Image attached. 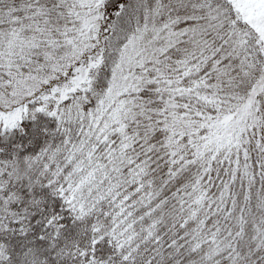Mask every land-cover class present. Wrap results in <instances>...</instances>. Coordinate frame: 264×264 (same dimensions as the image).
<instances>
[{
    "label": "snow or ice",
    "instance_id": "1",
    "mask_svg": "<svg viewBox=\"0 0 264 264\" xmlns=\"http://www.w3.org/2000/svg\"><path fill=\"white\" fill-rule=\"evenodd\" d=\"M0 264H264V0H0Z\"/></svg>",
    "mask_w": 264,
    "mask_h": 264
}]
</instances>
